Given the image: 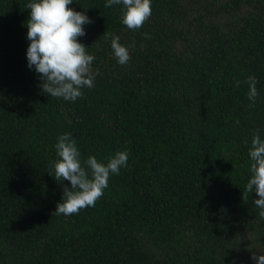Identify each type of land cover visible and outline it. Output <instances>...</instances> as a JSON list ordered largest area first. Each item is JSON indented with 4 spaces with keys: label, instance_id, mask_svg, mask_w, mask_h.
Masks as SVG:
<instances>
[{
    "label": "trees",
    "instance_id": "16d2710c",
    "mask_svg": "<svg viewBox=\"0 0 264 264\" xmlns=\"http://www.w3.org/2000/svg\"><path fill=\"white\" fill-rule=\"evenodd\" d=\"M31 2L0 0V264H256L264 219L246 184L257 129L264 140V0H151L136 30L122 4L73 0L98 72L74 102L28 67ZM65 133L82 161L129 159L95 207L53 216L71 187L54 179Z\"/></svg>",
    "mask_w": 264,
    "mask_h": 264
},
{
    "label": "clouds",
    "instance_id": "9594fccd",
    "mask_svg": "<svg viewBox=\"0 0 264 264\" xmlns=\"http://www.w3.org/2000/svg\"><path fill=\"white\" fill-rule=\"evenodd\" d=\"M73 0H34L26 7L30 9L27 20V39L30 41L26 52L28 67L35 68L41 81L40 87L51 97L76 101L83 96V88H92L95 75L91 69L93 55L86 53V46L77 38L85 35L84 25L92 23L83 12L69 8ZM123 5L122 23L128 29L141 28L152 13L151 0H107L105 7ZM104 33L103 35H105ZM147 37V34H145ZM113 37L111 48L117 62L126 65L130 61L128 49ZM248 99L254 104L258 96L255 76L248 77ZM240 82L236 85L239 87ZM247 144V141H245ZM58 159L54 164V179L69 181L71 187L63 188L62 202L56 205L54 215L71 216L81 209L95 207L99 198L108 188L111 174H119L127 167V151L117 152L105 165L95 156L81 160L76 141L65 133L55 145ZM249 156L252 176L246 184V193L256 192L259 199L255 205L260 209L259 217L264 219V140L259 130L253 135ZM52 175L51 173H48ZM256 264H264V255L252 253Z\"/></svg>",
    "mask_w": 264,
    "mask_h": 264
}]
</instances>
